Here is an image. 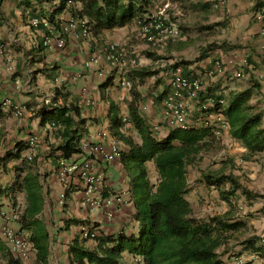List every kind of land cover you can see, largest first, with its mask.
<instances>
[{"label": "crops", "instance_id": "0c3cea01", "mask_svg": "<svg viewBox=\"0 0 264 264\" xmlns=\"http://www.w3.org/2000/svg\"><path fill=\"white\" fill-rule=\"evenodd\" d=\"M75 2L80 9L82 3ZM203 2L192 0V6H186L184 0L179 2L186 10L190 9L189 14L200 13V20H207L208 26L202 25L201 31L209 35L197 52L198 57L190 65L180 64L181 74L201 78L212 93L227 99L233 92L257 85L251 103L262 111L264 126V0ZM163 8L164 0H152L149 11L154 15ZM70 9L67 0H0V228L1 213L20 203L21 218L12 227L27 235L35 248L27 260H17L0 230V264H79L71 252L74 243L97 249L103 238L117 236L121 231L128 235L139 231V223L134 219V201L113 220H108L102 212L82 205L79 171L69 175L66 181L60 178L59 161L65 158L61 145L67 139V128L60 122L56 123L57 127H49L57 109L68 106L79 110L71 126L77 132L74 143L78 151L72 153L70 162L81 163L89 158L82 151L85 143H102L108 147L116 141L125 153L129 147L119 135L127 137L132 133V139L140 144L141 136L127 121L132 103L150 125L158 126L157 137L169 134L170 127L164 123L163 98L164 90L172 89L177 64L169 66V71H160L157 84L149 85L144 68L148 64L157 65L156 57L162 51L144 38L138 20L94 36L90 29L85 34L80 22L72 30L65 29L72 18ZM182 39L190 40L186 34ZM60 41L63 45H59ZM113 42L127 43L130 58H136L140 65L122 71L102 58L91 67L86 66L87 61ZM180 44L178 50L164 48V55L177 53L188 59L190 52L183 47L186 44ZM238 72L243 73L242 77L237 76ZM164 75L168 77L166 84ZM122 77L131 80V88L121 85ZM102 131L107 135L102 136ZM226 135L236 144H242L229 131ZM31 137H36L34 150L29 144ZM241 151L247 150L242 146ZM94 162L108 173L114 187L125 180L131 183L121 159L108 163L96 155ZM146 165L148 178L149 171L158 172L153 161ZM261 178L262 175L254 183L264 184ZM64 184H69L70 189L65 203L61 204L59 194ZM253 199L247 201L255 202ZM82 221L96 225V239H82ZM259 223L257 243L229 239L218 250L222 264H237V258L249 264H264L261 240L264 214ZM85 264L90 263L85 261ZM121 264L143 263L125 252Z\"/></svg>", "mask_w": 264, "mask_h": 264}, {"label": "trees", "instance_id": "16d2710c", "mask_svg": "<svg viewBox=\"0 0 264 264\" xmlns=\"http://www.w3.org/2000/svg\"><path fill=\"white\" fill-rule=\"evenodd\" d=\"M78 1L82 6L77 9L73 5L70 9L72 16L87 20L86 26L94 36L106 29L125 26L133 20L148 21L150 17L147 16L152 15L149 11L152 0ZM163 20L170 23L165 18ZM182 63L191 64V61ZM255 86L231 93L226 98L228 102L224 111L230 135L247 150L245 159L264 152L262 111L251 103ZM206 91L212 93L209 88ZM75 116H79V110L68 106L57 109L51 116L53 122L66 125L67 139L61 149L67 161L72 153L78 151L74 143L77 132L71 129L76 122ZM127 121L133 124L142 138L138 144L131 136L119 135L129 147L127 152H122L121 161L131 177L136 209L134 219L139 223V231L137 234L121 232L117 236L103 238L97 249L76 242L71 246L74 260L79 264H85V261L90 264H121L123 254L129 252L141 257L144 264H222L218 249L234 236L242 224L227 219L232 211L207 219L195 217L186 197L189 190L188 163L198 159L208 140L216 137L208 127L200 126L193 129L170 128L166 137L159 138L156 128L140 114L135 103L130 106ZM148 161L154 162L159 173L154 186L148 178ZM226 180L231 182V187L229 191L221 192L228 199L225 194H234L241 187L237 177H206V183L219 190ZM252 239H248V243H254Z\"/></svg>", "mask_w": 264, "mask_h": 264}, {"label": "built area", "instance_id": "2783aa9c", "mask_svg": "<svg viewBox=\"0 0 264 264\" xmlns=\"http://www.w3.org/2000/svg\"><path fill=\"white\" fill-rule=\"evenodd\" d=\"M74 0H67V5L73 4ZM164 8L157 15H148V21L138 20V25L144 38L149 43H155L154 34L164 33L167 39L175 40L180 37L179 27L175 23H165L162 16ZM78 20L71 18L65 27L66 30L76 28ZM84 26V33L89 34V28L86 26L87 21H81ZM63 45V41L59 42ZM127 43L113 42L108 44L104 51L92 57L87 61L86 66L99 62L105 58L114 67L122 71L126 67H138L140 62L136 58H130L126 48ZM174 79L172 89L168 91L163 98L164 123L170 128L179 127L182 129H193L200 126L208 127L216 138L226 134L230 125L225 115L227 99L224 96L216 97L213 93L206 91L207 87L199 77H185L181 74V66L173 72ZM243 73L238 72L237 76L242 77ZM123 87L131 88L132 82L126 77L120 79ZM126 120V119H125ZM50 128L57 127L56 123L49 124ZM158 127V126H157ZM157 127L156 130H157ZM102 136L107 132L102 131ZM31 149L36 147V137H31L29 141ZM82 151L88 155V159L81 163L69 162L62 158L59 161V176L63 181L76 171H79L81 180L82 200L81 203L85 208L92 211H100L108 220H113L117 213L121 212L133 202V191L130 181L125 180L118 187H114L113 182L106 171L96 166L94 157L100 155L105 162L112 163L120 160L122 157V148L116 141L110 146L102 143H85ZM70 189L69 184H64L59 194L60 203L64 204L67 193ZM22 215V205L16 203L10 211H3L1 234L6 240L10 253L19 261L27 260L35 250L32 241L27 235H23L12 227L13 222L20 220ZM137 222V221H136ZM138 223V222H137ZM81 237L84 240L96 239L98 230L96 225L87 222L80 223ZM123 232V231H121ZM120 232V233H121ZM264 243V235L261 238ZM143 263L141 257L136 256ZM237 264H249L243 258L236 259ZM144 264V263H143Z\"/></svg>", "mask_w": 264, "mask_h": 264}, {"label": "rangeland", "instance_id": "374dc122", "mask_svg": "<svg viewBox=\"0 0 264 264\" xmlns=\"http://www.w3.org/2000/svg\"><path fill=\"white\" fill-rule=\"evenodd\" d=\"M193 1L204 3V0ZM168 2L170 3L166 4V0H164L165 10L162 18H165L168 22L175 23L179 27L180 37L172 40L167 39L164 33L154 34L156 41L152 44H156L157 49L162 52L156 57V59L159 60L158 66L155 64H148L144 68L148 76V78L146 77L145 79L147 83L150 81V83H148L149 85L157 84V79H160L157 75L160 71H169V66L174 67V65L177 64L179 67L184 60L192 61L196 59L199 55H197V52L201 51V47H203L202 44H204L209 36L207 32L204 33L201 31V26L204 25L207 27L208 24L206 19L200 20V16H202L200 13L195 12L189 14L188 11L190 9L186 10L185 5H180V0H169ZM184 2H186V6H192V0H184ZM73 5L78 9L79 4L76 3L75 0L70 7ZM162 10L163 9L160 11ZM159 12L154 15H157ZM72 18L81 22V20L76 19L74 16H72ZM182 24L186 25L183 26ZM184 34L188 35L189 41L182 39ZM180 43L186 44L183 47L188 48L190 52L188 59L181 58L177 53H174L172 56L164 55V48L170 46V49L178 50V48L182 47ZM152 75L155 77H151ZM165 76L166 75H164V83L166 84L168 77ZM166 93L167 92L164 90V95ZM132 135L134 134H129V136ZM242 146V144H236V141L230 139V136L226 134L220 138H210L205 149L200 154V157L188 163L189 190L186 197L189 199L193 208V215L201 219H207L214 215H223L232 211L231 216L227 219L238 221L242 225L233 233L234 236L230 238V241H249L248 239L253 238L251 242L257 243V241L260 240V234L258 232L260 230L259 218L264 214V184L259 185V183L256 184L254 182L256 179L260 178L261 175L262 183L264 181V153H258L249 159H245L244 155L246 152L241 151ZM256 168H258L257 174L255 173ZM254 173L257 176L254 177ZM207 175H212L215 178L220 175H233L237 177L241 187L237 188L234 194H225L229 196V198L226 199L221 191H229L231 182L226 180L219 190L215 185H208L206 183ZM158 180V172L149 171L150 184L154 186L157 184ZM245 190H248V193H245ZM251 193L253 195H251ZM252 198H254L253 200L255 202L247 201V199L249 200ZM259 202L262 204L259 206L254 205ZM230 234L231 232L228 233V235ZM223 245L224 244H222L218 250H220Z\"/></svg>", "mask_w": 264, "mask_h": 264}]
</instances>
